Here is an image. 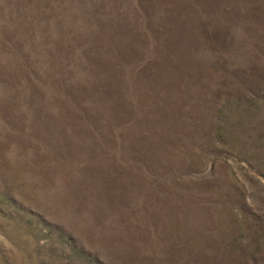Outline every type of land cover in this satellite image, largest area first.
<instances>
[{
    "label": "rangeland",
    "instance_id": "rangeland-1",
    "mask_svg": "<svg viewBox=\"0 0 264 264\" xmlns=\"http://www.w3.org/2000/svg\"><path fill=\"white\" fill-rule=\"evenodd\" d=\"M0 264H264V0H0Z\"/></svg>",
    "mask_w": 264,
    "mask_h": 264
}]
</instances>
